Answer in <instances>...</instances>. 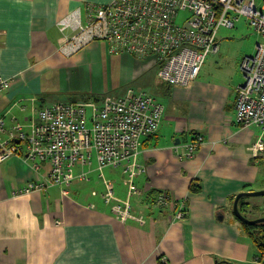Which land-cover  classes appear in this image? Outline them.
<instances>
[{
	"label": "crops",
	"instance_id": "crops-1",
	"mask_svg": "<svg viewBox=\"0 0 264 264\" xmlns=\"http://www.w3.org/2000/svg\"><path fill=\"white\" fill-rule=\"evenodd\" d=\"M110 1L0 0V76L11 82L0 96V119L6 123L0 144L9 139L13 122L28 130L40 109L65 102L62 95L82 93L69 101L84 103L123 96L99 95L102 91L96 88L87 93L83 82L90 61L99 65L103 55L108 63L118 57L124 69L119 88L139 82L164 107L158 131L142 139L138 157L142 172L136 184L143 193L131 202L145 223L115 218L104 203L96 163L86 180L66 188V195L61 187L49 186L14 196L29 182L45 183L50 169L35 161V170L23 158L21 144L19 155L0 162V264H255L263 253L250 252L257 246L254 234L233 212L238 194L264 190V161L251 152L259 131L243 129L236 120V87L244 83L241 56L231 51L230 39L224 42L225 36L222 40L217 34L218 52L208 55L198 77L181 87L158 80L154 59L108 56L99 42L72 57L61 54L58 22L77 8L84 12L87 4ZM119 88L109 85V90ZM198 136L204 142L194 156L179 159L177 151ZM108 170L103 175L111 180L115 196L124 200L122 174L116 178L118 170ZM192 183L198 192L190 191ZM161 191L186 202L184 220L172 221V211L150 208ZM245 206L249 203L243 199V215Z\"/></svg>",
	"mask_w": 264,
	"mask_h": 264
},
{
	"label": "built area",
	"instance_id": "built-area-1",
	"mask_svg": "<svg viewBox=\"0 0 264 264\" xmlns=\"http://www.w3.org/2000/svg\"><path fill=\"white\" fill-rule=\"evenodd\" d=\"M240 18L261 41L254 55L246 56L240 64L244 83L236 87V120L243 129L259 131L251 152L264 161V0L260 8L255 0H111L104 5L87 4L84 12L77 8L58 22L63 35L59 52L72 57L92 43L103 42L108 56L125 53L142 61L152 58L161 83L186 87L198 77L206 57L218 52L219 30L233 29ZM10 86V80L0 76V96ZM163 112V105L150 93L128 90L121 97L102 102L68 101L44 107L28 130L13 122L9 139L0 144V162L19 155L23 144V158L32 161L35 170V161L50 167L45 183L29 182L13 195L41 192L49 186L61 187L66 195V188L75 180H86L96 163L104 203L115 218L144 224V217L134 212L131 202L143 193L136 184L138 171L142 172L138 157L142 139L158 131ZM5 125L1 118L0 134ZM203 142L198 136L183 145L177 151L178 158H192ZM105 169L121 171L126 186L124 200L115 196L111 180L103 175ZM150 208L172 211V221H182L187 215L186 202L177 201L166 191L152 199ZM255 264H264V254Z\"/></svg>",
	"mask_w": 264,
	"mask_h": 264
},
{
	"label": "rangeland",
	"instance_id": "rangeland-1",
	"mask_svg": "<svg viewBox=\"0 0 264 264\" xmlns=\"http://www.w3.org/2000/svg\"><path fill=\"white\" fill-rule=\"evenodd\" d=\"M255 2L258 8H260L263 5V0H255ZM223 36H225L224 38L226 39L224 42H228L227 40L229 39L231 40V45H230L231 51H233L235 54H239V56H241L240 59L241 61L246 56L254 55L256 50V44L259 41H261V38L256 34L254 29L248 25V22L244 18H240L239 21L235 24V28L233 29L222 28L218 33V37L222 38ZM98 44L100 50L103 51L104 43L99 42ZM111 58L112 61L108 63L106 61L107 59L103 55L102 57L103 60L102 62L101 60L99 61L101 62V64L99 65H93L92 62L90 61L89 71H87L88 76L86 77L85 73H84L85 76H83L84 77L83 82H86V88L88 89L87 93L89 91H93V89L95 90L96 88L99 89V91H102V92H97V94L101 95L106 92V94L110 95L111 93L112 95L111 97H115L116 95L121 96L127 93L128 90L146 91L147 93L154 94L153 92H151L150 88L142 87L139 82H136L132 86H127V87L125 85H122V87L119 88V86L121 85V76L123 75L124 69L121 68L122 66L117 63L116 60H118V57H111ZM241 61L239 63V68ZM95 83L96 86H93L95 85ZM109 85H112L113 88H119V89L109 90ZM80 96H82V93L68 94L65 97L62 95L60 99L62 101L68 102L69 100H73L76 97H80ZM57 98L59 99V97ZM99 102H102V100ZM104 171L106 173L108 171L110 172V170L108 169H105ZM117 173H118L117 176H115L116 178L121 176L120 174L121 171L118 170ZM261 174L262 177H264V166L262 167ZM244 202L249 203V206H245V209H247V211L244 212V215L246 216L247 219L255 220L258 219V217L264 218V197L244 198ZM247 230H249L251 233L254 234L253 238L258 243H263L262 239H260L259 236V234H261L260 227L253 229L248 228ZM250 252L261 253V250L258 248V246L253 245V247L250 249Z\"/></svg>",
	"mask_w": 264,
	"mask_h": 264
},
{
	"label": "water",
	"instance_id": "water-1",
	"mask_svg": "<svg viewBox=\"0 0 264 264\" xmlns=\"http://www.w3.org/2000/svg\"><path fill=\"white\" fill-rule=\"evenodd\" d=\"M15 143H18V141H14ZM251 197H264V190L260 191H251V192H242L238 194L235 197L234 203H233V212L235 217L243 224L248 226H254L258 224H264V218H258L255 220L247 219L239 209V202L244 198H251Z\"/></svg>",
	"mask_w": 264,
	"mask_h": 264
},
{
	"label": "trees",
	"instance_id": "trees-1",
	"mask_svg": "<svg viewBox=\"0 0 264 264\" xmlns=\"http://www.w3.org/2000/svg\"><path fill=\"white\" fill-rule=\"evenodd\" d=\"M190 191L191 192H198L199 190L193 185V183L190 185ZM243 200V199H242ZM242 200L240 201V203H242ZM245 205V204H243ZM245 210V208H243ZM240 212H242V209H240ZM244 227H247V228H258L260 227L261 230V234H259L260 236V239H262L263 243H258L255 239H254V242L256 243V245L258 246V248L262 251V253L264 254V224H258V225H254V226H247L245 224H243Z\"/></svg>",
	"mask_w": 264,
	"mask_h": 264
}]
</instances>
